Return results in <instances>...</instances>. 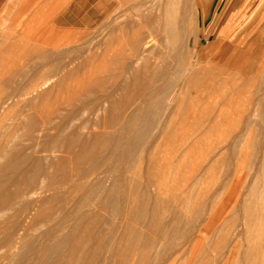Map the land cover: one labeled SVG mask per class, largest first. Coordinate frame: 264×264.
<instances>
[{
  "label": "rangeland",
  "instance_id": "rangeland-1",
  "mask_svg": "<svg viewBox=\"0 0 264 264\" xmlns=\"http://www.w3.org/2000/svg\"><path fill=\"white\" fill-rule=\"evenodd\" d=\"M42 1L0 0V97L24 91L50 65L58 72L69 58L82 65L61 85L41 89L37 107L0 115V195L17 189L15 172L4 168L7 135L5 154H17L19 177L26 180L41 167L51 175L45 184L53 186L0 209V264H247L230 253L236 242L245 251L264 237V0H171V47L157 34L164 72L146 89L132 71L118 77L122 61H130L135 21H143L141 0H102L95 23L93 5L100 0H85L76 18L65 10L74 0ZM39 3L44 6L34 15ZM62 13L77 25H56ZM80 18H90V27ZM51 26L54 34L42 36ZM24 28L37 31L19 41L14 32ZM43 46L50 52L59 46L63 60L43 59ZM70 46L76 49L68 53ZM24 71L30 72L17 88ZM161 85L169 110L165 105L140 132L154 108V98L143 95ZM82 95L100 99L76 121L87 149L75 148L69 160L67 153L44 150L55 144V130L29 139L26 125L38 114H26L39 107L46 115ZM16 123L26 125L17 129ZM25 205L16 217L24 219L20 239L4 244L2 221ZM68 235L69 244L53 250Z\"/></svg>",
  "mask_w": 264,
  "mask_h": 264
},
{
  "label": "bare ground",
  "instance_id": "bare-ground-1",
  "mask_svg": "<svg viewBox=\"0 0 264 264\" xmlns=\"http://www.w3.org/2000/svg\"><path fill=\"white\" fill-rule=\"evenodd\" d=\"M43 1L46 2L47 0H43ZM50 1H52V0H50ZM84 2H85V0H74L65 8V10L67 9V11L71 12V14L74 17H75V15L77 17V15H81V13H78V14H76V13L80 12L81 9L86 6V5L83 6ZM101 3H102V0L98 1L95 5H93L94 6L93 8H95V15H94L93 19H91L92 20L91 22L95 23V20H97L96 22L99 21V18L102 15L103 9H105V8L102 7L103 9L101 11V6H102ZM110 5H112V4H110ZM138 5L140 6V3H138ZM43 6H44L43 4L41 5V3H39L38 4V8L35 9V11L32 12V13H34V15H37L41 11ZM136 6H137V4H136ZM117 7H118V5H117ZM141 7H144V8H141L142 9L141 12H144L143 21H140V20L136 19V21H135L136 22L135 23L136 31H134V35H133L132 39L129 41V43H130V52H131L130 53L131 56L129 57L130 61L127 62V60H126L127 58L125 59L126 61H124V62L122 61V64L120 65V70L118 72V77H120V76L124 77V75H126V73L132 71V74H133L134 78L138 81L139 87L142 88V89H146L147 86L149 85V83H153L155 81H158V79L160 78V76L164 72L161 69L163 67H162V64L159 62V56L157 54L158 48H159V45H158V42H157V34H159V32H163L165 34L164 39H165V41L167 43L166 46H168L170 48L171 46H170V42H169V32L171 30V18L173 17V14H172V11H171V8H172L171 7V0H141ZM65 15L66 14H64V13H62V16L60 14L57 15L56 19H54L55 20L54 22H56V25H58L59 23L62 24L63 27H66L68 25H73V26L77 25L76 23L72 22V19H71L70 22L67 21V20L64 21L63 17ZM69 16H70V13H69ZM136 16H137L136 18H138V19H140L142 17L141 16L139 18L140 15H136ZM174 16H176V14ZM81 18H80L81 25H83L84 27H90L91 22L88 21L90 18H88V19H85V18L81 19ZM155 18H156V23L155 24H157V25L152 24L153 20L155 21ZM122 22H124V21H122ZM176 23L178 24V22H176ZM46 25H48V23H46ZM159 26H160V28H159ZM80 27H82V26H79V28ZM34 30H33V32H34ZM53 30L54 29L52 28V26L48 27V29H45V32H43L42 36L46 35V33L49 34V35L50 34H54ZM35 31H37V30H35ZM33 32L32 33L28 32L29 33L28 34L27 33V28H24V30H22V31L16 30V32H14V36L17 37V39L19 41L26 40V39L29 40L30 39L29 35H30V33L31 34L35 33V32L34 33ZM62 35H64V34H62ZM31 36H33V35H31ZM37 38H38V36H37ZM37 40L38 39H36L35 41H37ZM118 40L122 41L119 38H118ZM112 42L114 43V41L111 40V45H109L110 49H111V46H112ZM44 46H43L42 49H44ZM46 46H45V48H48L49 45L47 47ZM93 46H94V44H93ZM120 47L122 48V46H120ZM72 48L73 47H71V49L68 48V50L66 49L68 51V53L73 52L76 49V48L75 49L74 48L72 49ZM112 48H113V46H112ZM117 48L118 47H116L115 49H117ZM49 49H51V48H49ZM59 49H60L59 46L53 47L52 52L45 51V49H44L42 51L43 53H42L41 57L43 59H45V58L47 59L49 57H55V58L59 59V57H61L63 55V54H61V52H57V51H59ZM121 51H123V50H121ZM116 53H118V51L115 52V54ZM53 54H55V56H53ZM110 55H112V54H110ZM116 55L118 56V54H116ZM105 56H107V55H105ZM112 56H114V55H112ZM124 56H123V59L125 58ZM205 56H206V54H205ZM89 57H90V55H89ZM112 58H114V57H112ZM117 59H119V58H117ZM117 59H115V61ZM33 60H34V58H33ZM62 60H63V58H62ZM53 61H55V60H53ZM55 64H56V62H55ZM33 65L35 66L36 64H33ZM81 65H82V62H79V61L76 62V59H74V58H69V61H67V63L65 65H63V67L59 70V72L56 69H55L56 71L53 70L52 69V65H50L46 70H44L42 72V74H40V76H38L36 79H33L32 81H30V86L28 88H26L24 91H22V92L20 91L19 94H17L18 92L17 93L11 92V93H9L10 95L8 94L6 97H0V115H1V117L2 118L5 117V115L7 113L8 114L10 113V111H11L10 109L14 108L16 106H19V107H27V106H29L31 108L33 107V105L36 106V104H34L35 99L41 97L42 95L44 96V93H45L43 91H42L43 93L39 92L41 89H44L47 86L48 87L51 86V88H53V87L58 86L59 84L61 85V83L63 82L65 77L71 71L76 70V68L80 67ZM30 68H32V66ZM29 72L30 71H24L23 72L24 73L23 76L21 75L22 78H20L17 81H15V82H17V88H22L20 85L26 80V78L28 77ZM18 76H20V74ZM222 84H223L224 87L228 86V85L225 86L224 83H222ZM14 87H16V86H14ZM23 88H25V87H23ZM163 88H164V86L161 85V87H156L153 90H151L149 92H146L143 95L144 98H147V97L148 98H154V101L152 103V106L154 108H153V110H150L151 115H149L146 123H144V125H142L139 128L140 132H145V131L147 132V129H149L151 122L155 120V118L158 116V114L161 112V110L164 109L165 105L168 106L165 109L169 110L170 103L168 101H167V103H165L163 101V99L168 97L169 94H165V91L163 90ZM227 88H229V87H227ZM230 88H232V86ZM17 91H19V89ZM172 99H173V97H172ZM99 100L100 99L97 98V97H91L89 95H85V96L82 95V96H79L78 98L76 97V99L74 101L62 102V103H60L59 106L57 105L55 108L51 107L52 110H50V112H48L46 115H43V114L46 113V111L44 109L39 108V107H38V109H36L37 106L36 107L34 106L35 107L34 108L35 111L32 112V113H28L26 115L28 117H33L35 114H38L37 115L38 118L35 115L33 117V119L35 117L37 118L35 121H32L31 123H28V125L25 124L26 122L23 123L24 125L28 126V128L30 129L29 130L30 134L28 132L29 139L32 140L33 142H35L38 137H40L42 135H45L46 131L48 129L55 130L57 132V134H58V138L55 141V144L52 147L46 148L44 150L45 151H49L51 153H56V152L67 153V155H69V157H68L69 160H72V156L71 155H73V157H74L75 148L81 147L82 149H87L88 148V144H89L88 143L89 140H87L84 137L83 133L81 132L82 124H77L76 121L81 119L82 117H84L86 115H89V114L93 113L95 105H97V104L99 105L100 104ZM170 101H172V100H170ZM48 106H51V105H48ZM44 107H45V105H44ZM137 108L139 109V107H137ZM137 108L135 110H137ZM38 112H41V113L39 114ZM162 115L164 116V114H162ZM20 124L19 125L17 124L18 125L16 127L17 129H19L18 128L19 126L21 128V126L23 125L22 123H20ZM28 128L26 130H28ZM102 137H106V136L101 135V136H99L97 138L99 139V138H102ZM5 138H6L5 142L1 146H3L2 152L4 151L6 153L7 152L6 147H8L9 143L11 142V138L9 136V138H10L9 139L8 135ZM2 141H1V144H2ZM117 142H118V140H117ZM5 153H3V156H5V157L7 156L8 157V160L6 159V161H8V162L4 165L5 166L4 168H5V170L6 169H12L15 172V176L13 177L12 181L14 182V184L17 185V189L14 192L10 191L9 194L6 193V197L8 196L7 199H5L6 198V197H4L5 195L4 196L0 195V209H1V211L10 209L11 203L15 199L26 197V196H31V195L36 194L38 191H42L43 192V191H48V190L53 188L52 183L45 184V181L47 179H50V177H51L50 172H49L48 169H44V168H41V167H36L34 169L33 174L29 178H27L26 180L22 179L18 175L19 174V168H20V161H17L16 158H15V156L18 157L17 154L9 155V154H5ZM48 160H50V157H49ZM26 210H27V205L23 206L19 211H17V213L14 215L13 218H11V219L8 218V220L6 219L5 221H2V222H5L4 223V225H5L4 228L5 229L4 230L7 231L6 238L2 239V240H4L3 241L4 244L12 245L13 243L17 242V240H18L17 238L20 239V237H17V235L20 232V230L23 229V225H22L23 223L22 222L24 221V219L23 220H19L16 217H18L19 215L25 213ZM0 227H2V226L0 225ZM46 234H49V232H47ZM261 235H263V234H261ZM250 236H252V235H250ZM224 239L226 240L227 238L225 237ZM249 239H250V241L252 240L251 238H249ZM33 243H35V242L32 241L31 244H33ZM67 244H69V235L67 237H65V238H63V237L59 238V240H57L55 246L53 247V250H56V251L62 250ZM30 246H31V248L33 247L32 245H30ZM247 246H248L247 249L245 251H242L241 247H239V249H238V243L237 242L234 243L230 255L232 254V256H234L236 254V252H237L238 256H243L246 259V263L247 264H264V237L260 236V234H259L257 239L256 240L254 239V241H252V243L250 245H247ZM46 251H48V248H46ZM229 258L230 257H228V260H229Z\"/></svg>",
  "mask_w": 264,
  "mask_h": 264
}]
</instances>
